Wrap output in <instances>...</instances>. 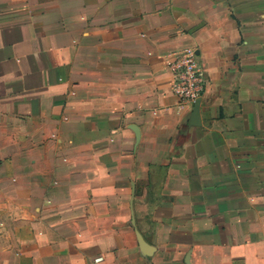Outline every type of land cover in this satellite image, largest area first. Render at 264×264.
Returning <instances> with one entry per match:
<instances>
[{"label":"crops","instance_id":"crops-1","mask_svg":"<svg viewBox=\"0 0 264 264\" xmlns=\"http://www.w3.org/2000/svg\"><path fill=\"white\" fill-rule=\"evenodd\" d=\"M0 264H264V0H0Z\"/></svg>","mask_w":264,"mask_h":264},{"label":"built area","instance_id":"built-area-1","mask_svg":"<svg viewBox=\"0 0 264 264\" xmlns=\"http://www.w3.org/2000/svg\"><path fill=\"white\" fill-rule=\"evenodd\" d=\"M171 75V92L178 99L179 106L193 105L206 86V74L200 65L196 50L184 47L166 59Z\"/></svg>","mask_w":264,"mask_h":264},{"label":"water","instance_id":"water-1","mask_svg":"<svg viewBox=\"0 0 264 264\" xmlns=\"http://www.w3.org/2000/svg\"><path fill=\"white\" fill-rule=\"evenodd\" d=\"M200 100L201 98L198 97L195 102L193 103V112H192V119L196 120L198 118V110H199V105H200ZM144 247L145 245L142 244Z\"/></svg>","mask_w":264,"mask_h":264}]
</instances>
